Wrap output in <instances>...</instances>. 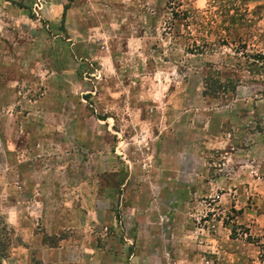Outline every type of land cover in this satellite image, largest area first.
Here are the masks:
<instances>
[{"label":"rangeland","instance_id":"374dc122","mask_svg":"<svg viewBox=\"0 0 264 264\" xmlns=\"http://www.w3.org/2000/svg\"><path fill=\"white\" fill-rule=\"evenodd\" d=\"M258 51L264 0H0V264H264Z\"/></svg>","mask_w":264,"mask_h":264},{"label":"trees","instance_id":"16d2710c","mask_svg":"<svg viewBox=\"0 0 264 264\" xmlns=\"http://www.w3.org/2000/svg\"><path fill=\"white\" fill-rule=\"evenodd\" d=\"M224 12V16H226L225 18H226V20L227 21H229L230 20V18H231V20L233 21L234 20V17L233 16H231L227 11H223ZM172 14V16H173V18L175 19V18H177V13H175V12H173V13H171ZM187 13H184V12H182V15H186ZM234 14H237V13H234ZM224 18V17H223ZM225 29V28H224ZM207 43H206V41H201V43H200V45L199 44H196V43H193L192 44V47L194 48V50L196 51V50H200V49H202L203 47H205V45H206ZM249 57H251V60L248 62V65H249V67L252 69V70H254L255 72L256 71H258L259 69H261L262 68V66H264V51L263 52H256V53H253V54H251V56H249ZM217 75H218V73L217 72H215V78H212L211 77V75H209V74H207V73H205V75H204V77H205V82H206V84L208 85V87H220V86H222V83L219 81V79H218V77H217ZM228 80H226V83H225V85H224V90L227 88V86H228V83L229 82H227ZM208 82V83H207ZM205 87H207V86H205ZM229 88H232V85H230V87Z\"/></svg>","mask_w":264,"mask_h":264}]
</instances>
